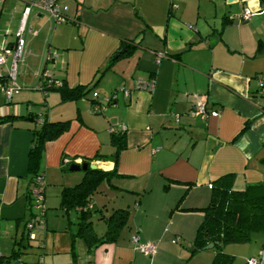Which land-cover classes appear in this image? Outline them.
I'll list each match as a JSON object with an SVG mask.
<instances>
[{"label": "crops", "instance_id": "obj_1", "mask_svg": "<svg viewBox=\"0 0 264 264\" xmlns=\"http://www.w3.org/2000/svg\"><path fill=\"white\" fill-rule=\"evenodd\" d=\"M263 1L57 0L67 17L57 22L24 0H0V47L13 45L22 25L26 41L20 89L7 100L0 88V264H37L41 256L45 264H214L220 250L234 256L230 264L256 255L264 264L263 231L193 251L216 178L231 173L237 188L264 182L263 41L251 31L252 15L244 19L251 20L244 30L250 36L235 19L246 8L263 11ZM11 63L10 56L0 66V81ZM45 72L91 90L78 98L43 91ZM198 100L207 116L193 113ZM44 117L70 125L41 154L47 206L35 229L44 247L39 258L26 259L27 221L35 213L29 151ZM117 130L125 132L118 157ZM84 160L107 171L89 203L95 232L106 231L114 209H129L117 237L91 247L75 234L79 209L61 205L63 187L86 173L70 163ZM95 214L106 223L102 233ZM135 234L156 243V252L137 248Z\"/></svg>", "mask_w": 264, "mask_h": 264}, {"label": "trees", "instance_id": "obj_2", "mask_svg": "<svg viewBox=\"0 0 264 264\" xmlns=\"http://www.w3.org/2000/svg\"><path fill=\"white\" fill-rule=\"evenodd\" d=\"M114 57L115 55L112 59ZM41 88L43 91L59 89L64 98L86 96L91 90L82 85L69 87L63 81L62 85L57 86L54 80L50 82L44 74L42 75ZM69 125L70 119L51 120L44 117L41 126L34 129L29 151V169L34 173L33 179L39 174L38 166L45 142L58 137ZM124 133L123 130L113 133V141L117 143L116 157H118L120 149L124 147ZM112 171H115V168L108 172ZM85 172V176L80 182L63 187L61 205L67 209H79V229L75 234L83 235L91 247L93 243L97 245L115 239L127 221L129 209H114L106 216L108 224L106 231L102 235H98L92 226L89 203L92 193L97 189L107 171L102 168L89 167ZM202 210L205 215L199 225L193 251L204 248L213 241L221 242L220 246L227 242L250 241L253 238V232H264V182H249L244 188H237L234 186L231 173L221 175L213 181L210 202L202 207ZM19 253L20 250L16 249L10 256L15 258ZM233 257L232 254L220 250L214 259V264H230Z\"/></svg>", "mask_w": 264, "mask_h": 264}, {"label": "built area", "instance_id": "obj_3", "mask_svg": "<svg viewBox=\"0 0 264 264\" xmlns=\"http://www.w3.org/2000/svg\"><path fill=\"white\" fill-rule=\"evenodd\" d=\"M29 4L38 6L42 9H45L50 12L52 17L57 21H66L67 17L61 12L60 7L58 5L57 0H24ZM253 12L246 8L241 15L242 19H249ZM23 30L24 25L21 26L17 41L12 46H4L0 47V66L5 65L8 61V58L11 56L12 63L9 67L7 78H3L0 81V88L3 89L7 100H11L13 93L15 90H19L20 86L18 85L16 79L18 75V62L20 61L21 57L23 56L26 41L23 38ZM52 57L50 56L49 59ZM162 55H159L158 61H160ZM44 76L50 82L53 80L50 75L45 72ZM261 96H264V75H259L258 77ZM55 85L60 86L62 85V81L54 80ZM144 86H154V81L149 83H145ZM98 110V108H96ZM194 114H201L202 116H207L209 114V110L206 107L205 101L198 100L194 110ZM210 113L213 115H217L219 113L218 110H211ZM45 188H46V179L43 173H39L35 176L32 185H31V195L33 199V206L36 207L39 211L35 212L31 218L27 221L28 227V237L29 238H36L35 226L43 221V215L46 211V203H45ZM133 241L137 248L147 254H154L156 252V243L154 242H147L143 243L140 241V236L135 234L133 236ZM1 248H0V257H1ZM261 261L260 255L251 256L248 259V264H259ZM39 264H45L42 256L39 259Z\"/></svg>", "mask_w": 264, "mask_h": 264}, {"label": "rangeland", "instance_id": "obj_4", "mask_svg": "<svg viewBox=\"0 0 264 264\" xmlns=\"http://www.w3.org/2000/svg\"><path fill=\"white\" fill-rule=\"evenodd\" d=\"M262 8H264V1H263V7ZM241 15L242 14L237 15L235 17V19H236V22L242 24V26H243V34L248 35V36L251 35L250 33L248 34V31H244V30L247 29V28H249V30H251V25H249V22H251V20L254 21V25L252 26V30L251 31L252 32H254V31L256 32V34L258 35L257 41L258 40L259 41L262 40L263 41V43L261 42L262 43V47H264V45H263L264 44V10L263 11L254 12L252 14V19L250 21H247V22H245L244 19L241 18ZM80 172L84 173V170H80ZM50 210H52V208H50ZM34 211L38 212L39 210L36 207H34ZM93 219H94V227L96 228V230L99 233H102L106 229L105 221L100 219V218H98L96 214L94 215ZM44 226H45V224H44ZM38 228L39 227L37 226V228L35 229V232L36 231L38 232ZM27 239L25 238L24 240L27 241ZM28 240L31 242L32 246H28L26 248L25 253H23V257H25L26 259H32L37 254V256L39 258V253L41 252V250H43V247H44V239H43V237L41 238L39 235H37L36 238H29ZM38 245L40 246L39 248H38ZM37 264H39V262H37Z\"/></svg>", "mask_w": 264, "mask_h": 264}, {"label": "water", "instance_id": "obj_5", "mask_svg": "<svg viewBox=\"0 0 264 264\" xmlns=\"http://www.w3.org/2000/svg\"><path fill=\"white\" fill-rule=\"evenodd\" d=\"M120 54V53H119ZM100 168L96 163L84 160L82 162L73 161L70 163L69 168L71 170H87L88 168ZM215 244H220L219 241H213L208 243L205 247H213ZM15 264H19V259L15 260Z\"/></svg>", "mask_w": 264, "mask_h": 264}, {"label": "bare ground", "instance_id": "obj_6", "mask_svg": "<svg viewBox=\"0 0 264 264\" xmlns=\"http://www.w3.org/2000/svg\"><path fill=\"white\" fill-rule=\"evenodd\" d=\"M98 165V164H97Z\"/></svg>", "mask_w": 264, "mask_h": 264}]
</instances>
